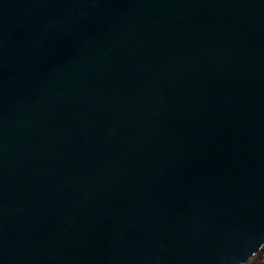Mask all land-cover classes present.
Listing matches in <instances>:
<instances>
[{
    "label": "water",
    "instance_id": "1",
    "mask_svg": "<svg viewBox=\"0 0 264 264\" xmlns=\"http://www.w3.org/2000/svg\"><path fill=\"white\" fill-rule=\"evenodd\" d=\"M263 247L264 0H0V264Z\"/></svg>",
    "mask_w": 264,
    "mask_h": 264
},
{
    "label": "trees",
    "instance_id": "2",
    "mask_svg": "<svg viewBox=\"0 0 264 264\" xmlns=\"http://www.w3.org/2000/svg\"><path fill=\"white\" fill-rule=\"evenodd\" d=\"M248 264H264V247Z\"/></svg>",
    "mask_w": 264,
    "mask_h": 264
}]
</instances>
